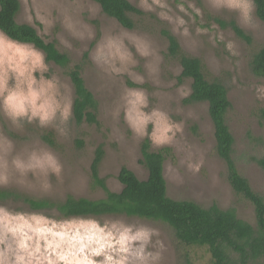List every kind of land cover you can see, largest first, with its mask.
Masks as SVG:
<instances>
[{
    "label": "rangeland",
    "instance_id": "obj_1",
    "mask_svg": "<svg viewBox=\"0 0 264 264\" xmlns=\"http://www.w3.org/2000/svg\"><path fill=\"white\" fill-rule=\"evenodd\" d=\"M18 1L20 11L17 23L30 25L47 42H55L57 49L70 58V67L76 64L82 67L85 86L98 103V124L77 125L71 117L65 126L66 135H60L55 126L41 128L35 122L15 128L0 114V135L12 141L14 155L24 156L32 149H45L51 151L63 166L58 179L50 177L52 186L48 190L42 189L39 178L33 179L31 175L23 183H16L14 170L12 183L0 188L58 203L67 196L102 199L103 192L92 187L90 179V165L99 146L104 151L99 176L105 179L110 191L122 190L117 180L122 167L133 172L139 180H146L147 171L139 160L141 145L148 138H139L130 131L121 99L126 90L140 88L148 95L149 109L165 111L172 121L182 125V131L170 144L155 146L148 139L153 151L169 149L163 164L168 198L191 201L202 208L215 204L222 210L231 209L239 219L255 226L252 205L234 193L227 180L225 163L216 155L207 105L183 103L190 94L191 81L178 83L181 68L176 61L167 58V42L162 36L163 30L170 32L186 55L201 60L208 80H217L225 86L231 105L226 121L234 138L232 158L238 173L247 180L253 192L264 199V171L256 163L264 157V121L259 118L264 99L257 95V88L264 86V78L256 77L250 66L254 55L264 48V25L257 18L255 9L252 26L245 27L237 13L217 10L209 0H163L166 7H154L151 12L140 7V0H127L143 12L142 16L133 18L134 29L127 30L105 15L92 0ZM181 7L185 11L181 12ZM161 11L169 17L168 20L159 17ZM181 17L186 22L187 36L180 34L182 29L177 21ZM49 21L53 22L51 27ZM232 25L247 40L239 38ZM109 35L122 40L136 61L125 74H107L92 60L98 42ZM138 39L150 45L151 56L144 58L137 54L135 44ZM229 42L234 45L236 55L226 48ZM48 65L49 75H56L73 101L74 93L67 70L52 63ZM138 75L143 76L142 83L137 82ZM147 130L151 133L152 125ZM46 134L52 135L54 147L42 140ZM6 158L11 159L10 156ZM196 163L201 165L198 172L188 166ZM0 207L24 217L15 227L28 251L34 253V264L37 260L42 264H48L49 260L65 264L59 257L71 259L86 237L103 242L109 234L118 237L126 229H131V235L141 227L156 233L148 247L150 251L160 253L157 264H210L209 253L205 249L179 244L171 229L162 223L113 215L59 219L50 212H30L15 203ZM98 229H104V232L98 233Z\"/></svg>",
    "mask_w": 264,
    "mask_h": 264
},
{
    "label": "trees",
    "instance_id": "obj_2",
    "mask_svg": "<svg viewBox=\"0 0 264 264\" xmlns=\"http://www.w3.org/2000/svg\"><path fill=\"white\" fill-rule=\"evenodd\" d=\"M92 1L99 5L105 15L127 30L134 29V17L143 15L140 9L127 0ZM254 3L255 14L264 25V0H254ZM19 11L18 0H0V30L6 31L14 39L34 44L44 52L47 63L67 70L66 75L74 93V122L77 125H97L98 103L85 86L81 76L82 67L77 64L70 67V58L57 49L55 42H47L32 26L17 23ZM221 26L224 27L223 24ZM231 27L239 38L247 40L234 25ZM162 36L167 42V58L176 61L181 68L178 83L191 81L190 94L183 103L207 105L216 155L225 163L227 180L234 193L252 205L255 226L239 219L231 209L222 210L215 204L202 208L191 201H175L168 198L163 164L169 149L153 151L148 139L141 145L139 160V164L147 171L146 180H139L133 172L122 167L117 175V180L122 185L120 192L110 191L105 179L99 176V167L104 155L102 146H99L90 165V179L92 187L103 192L102 199L89 200L67 196L64 201L58 203L48 199H35L16 190L0 188V205L15 203L30 212H50L59 219L113 215L158 222L171 229L179 244L188 248L205 249L210 254V264H264V199L253 192L247 180L238 173L232 158L234 138L226 121V114L231 106L227 90L217 80L207 79L201 60L186 55L170 32L163 30ZM250 66L256 77L264 78V48L254 55ZM259 118L264 121V108L259 110ZM42 140L54 147L51 134L43 135ZM256 163L264 171V157Z\"/></svg>",
    "mask_w": 264,
    "mask_h": 264
},
{
    "label": "clouds",
    "instance_id": "obj_3",
    "mask_svg": "<svg viewBox=\"0 0 264 264\" xmlns=\"http://www.w3.org/2000/svg\"><path fill=\"white\" fill-rule=\"evenodd\" d=\"M209 3L217 10L237 13L243 26H252L254 0H209ZM140 7L151 12L154 7L165 8L166 4L163 0H140ZM180 11L185 10L181 7ZM196 12L199 14V9ZM158 15L163 20L169 19L163 11ZM52 23L49 21V27ZM177 23L182 29L180 34L187 36L185 20L181 17ZM135 47L141 57L147 58L153 54L146 41L138 39ZM226 48L236 55L231 42ZM92 60L105 73L113 76L129 72L130 66L136 63L124 42L111 35L98 42ZM49 72L44 52L34 44L14 39L6 31L0 30V114L13 127L20 128L35 122L41 128L55 126L58 134L66 135L65 126L72 117L73 101L56 75H49ZM143 79V76H137V82L142 83ZM257 95L264 99V86L257 88ZM121 99L125 120L135 136L147 137L155 146H162L172 143L182 131V125L172 121L165 111L149 109L148 95L143 89H128ZM149 125H152L151 133L147 130ZM14 151L12 141L0 135V186L12 183L13 170L16 183H23L31 175L33 179L39 178L40 187L44 190L52 186L50 177L58 179L61 176L63 166L51 151L32 149L24 156L14 155ZM9 156L10 160L6 158ZM188 166L198 172L201 165ZM22 220L24 217L21 214L0 207V264H34V253L28 251L15 227ZM103 232L104 229H98V233ZM130 232L131 229H126L118 237L109 234L103 238V242L86 237L76 255L71 259L64 256L59 259L64 260L65 264H157L160 253L150 251L148 247L156 233L147 227H141L129 235ZM36 264H42V261L37 260ZM48 264H56V261L49 260Z\"/></svg>",
    "mask_w": 264,
    "mask_h": 264
}]
</instances>
